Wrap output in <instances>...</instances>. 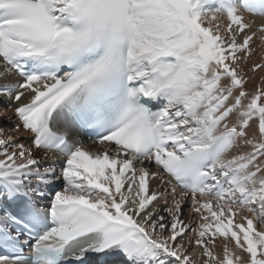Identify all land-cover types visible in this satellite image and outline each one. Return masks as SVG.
Masks as SVG:
<instances>
[{
	"label": "snow or ice",
	"instance_id": "6c2138e0",
	"mask_svg": "<svg viewBox=\"0 0 264 264\" xmlns=\"http://www.w3.org/2000/svg\"><path fill=\"white\" fill-rule=\"evenodd\" d=\"M0 264H264V0H0Z\"/></svg>",
	"mask_w": 264,
	"mask_h": 264
},
{
	"label": "bare ground",
	"instance_id": "6f19581e",
	"mask_svg": "<svg viewBox=\"0 0 264 264\" xmlns=\"http://www.w3.org/2000/svg\"><path fill=\"white\" fill-rule=\"evenodd\" d=\"M252 59H253V60H257V61H259V53H257L256 55H254ZM250 63H251V61L249 62V64H250ZM250 75H251V73H250ZM260 75H262V74L257 73V74H256V78H255L254 80H252V81L247 85V87L250 88V89H251L252 87H254V86L260 81ZM82 138L85 139V136H83ZM84 141H85V143H88V140L85 139ZM152 186L155 187V182H153Z\"/></svg>",
	"mask_w": 264,
	"mask_h": 264
},
{
	"label": "rangeland",
	"instance_id": "374dc122",
	"mask_svg": "<svg viewBox=\"0 0 264 264\" xmlns=\"http://www.w3.org/2000/svg\"><path fill=\"white\" fill-rule=\"evenodd\" d=\"M260 74H262V73H260ZM260 77H261V75H260ZM85 139H86V138H85ZM85 139H84V140H85ZM86 140H87V139H86ZM187 218H188V217H187V214H186V215H185V219L187 220Z\"/></svg>",
	"mask_w": 264,
	"mask_h": 264
}]
</instances>
